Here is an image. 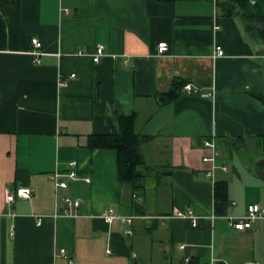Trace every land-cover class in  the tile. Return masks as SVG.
I'll return each mask as SVG.
<instances>
[{"label": "crops", "instance_id": "0c3cea01", "mask_svg": "<svg viewBox=\"0 0 264 264\" xmlns=\"http://www.w3.org/2000/svg\"><path fill=\"white\" fill-rule=\"evenodd\" d=\"M98 45L105 55L94 62ZM175 77L197 92L159 107L157 93ZM131 111L150 168L135 191L118 181L115 149L88 148L113 131L116 113ZM211 139L213 178L202 160ZM73 160L78 179L55 188L51 174ZM17 187L31 196L6 205L4 190ZM63 197L81 200L73 216ZM250 204L264 213V42L215 0H15L0 16V264L264 263V216L244 230L227 220ZM108 208L134 218L106 222ZM175 208L193 209L199 225ZM59 248L67 258L54 257Z\"/></svg>", "mask_w": 264, "mask_h": 264}, {"label": "trees", "instance_id": "16d2710c", "mask_svg": "<svg viewBox=\"0 0 264 264\" xmlns=\"http://www.w3.org/2000/svg\"><path fill=\"white\" fill-rule=\"evenodd\" d=\"M15 0H0V16L8 14L14 7ZM174 3L183 0H154ZM218 11L224 16L235 17L241 23L244 33L251 39L264 42V0H215ZM188 80L175 77L167 90L157 93L161 107L179 97ZM258 96V95H257ZM260 97V95H259ZM137 112L116 113L115 126L111 133L93 135L89 138L88 148H110L117 152L118 181L132 190L143 187V180L150 169L145 166L141 153V143L147 136L135 129ZM227 204L225 181L214 182L215 212L222 215Z\"/></svg>", "mask_w": 264, "mask_h": 264}, {"label": "built area", "instance_id": "2783aa9c", "mask_svg": "<svg viewBox=\"0 0 264 264\" xmlns=\"http://www.w3.org/2000/svg\"><path fill=\"white\" fill-rule=\"evenodd\" d=\"M31 44L34 47V49L30 52L32 55H34L33 61L35 64L40 63L39 55L41 54L38 49L41 46L40 41L33 37L31 38ZM167 49V43L166 42H159L157 45V53L159 55L163 54ZM224 54V51L221 46L215 45L214 47V55L216 56H222ZM105 55L104 48L102 45H98L96 47L95 52L92 55V60L94 62H99L100 58ZM71 77L74 76V74H70ZM59 86H64L65 82L62 80H59L58 82ZM184 92L187 93H196L197 91L190 85L186 84L183 87ZM204 146L208 147L211 152L207 156H203L202 160L204 162H207L210 164V168L206 171L205 175L209 178H213L214 176V170L217 167L216 160L218 152L216 150V145L213 139L211 140H204L203 141ZM69 169L64 173L54 172L51 174V179L54 182L55 188H63L67 186L68 180H76L78 179V174L76 172L77 162L76 161H70L69 162ZM226 167L222 166V169H225ZM85 181H89L88 177L83 178ZM33 188L31 187H17L15 190H9L5 189L3 193V202L6 205L13 204L17 199L21 198H29L32 194ZM63 203L65 204V213L66 216H73L72 213L73 209H76L79 205L81 200L79 198H70V197H63L62 198ZM103 218L106 222H111L114 219H121L122 221H125L127 223H130L134 216H119L116 214L113 208H108L103 212ZM173 216L182 218L186 220L190 227H197L199 225L200 216L196 215L191 208H185V209H179L175 208L173 211ZM264 216L263 210L260 208L258 204H250L247 206L246 213L244 216L241 217H227L229 225L234 228L235 230H244L246 228H249L251 226V223L253 220L257 218H261ZM213 218V216H212ZM62 256L64 258H67V252L64 248H59L55 251L54 257ZM70 261V260H69ZM189 261L188 258L185 259V263ZM70 264H73L70 262ZM248 264H264L260 262H249Z\"/></svg>", "mask_w": 264, "mask_h": 264}, {"label": "water", "instance_id": "95a60500", "mask_svg": "<svg viewBox=\"0 0 264 264\" xmlns=\"http://www.w3.org/2000/svg\"><path fill=\"white\" fill-rule=\"evenodd\" d=\"M164 173H169V172H164Z\"/></svg>", "mask_w": 264, "mask_h": 264}]
</instances>
